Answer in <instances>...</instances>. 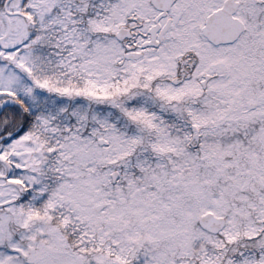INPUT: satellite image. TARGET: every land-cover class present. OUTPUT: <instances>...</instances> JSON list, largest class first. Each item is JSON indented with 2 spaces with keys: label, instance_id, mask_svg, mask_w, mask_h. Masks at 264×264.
I'll use <instances>...</instances> for the list:
<instances>
[{
  "label": "snow or ice",
  "instance_id": "snow-or-ice-1",
  "mask_svg": "<svg viewBox=\"0 0 264 264\" xmlns=\"http://www.w3.org/2000/svg\"><path fill=\"white\" fill-rule=\"evenodd\" d=\"M0 264H264V0H0Z\"/></svg>",
  "mask_w": 264,
  "mask_h": 264
}]
</instances>
